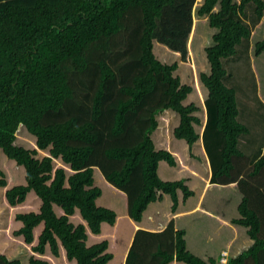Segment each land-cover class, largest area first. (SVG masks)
<instances>
[{"label":"trees","instance_id":"trees-1","mask_svg":"<svg viewBox=\"0 0 264 264\" xmlns=\"http://www.w3.org/2000/svg\"><path fill=\"white\" fill-rule=\"evenodd\" d=\"M248 3L259 20L253 33L238 19ZM195 30L196 43L206 33L210 43L194 79L185 62ZM248 38L264 94V0H0V264H114L122 242L120 264L130 223L150 204L168 196L173 213L178 192L183 201L194 195L186 179L159 176L161 163L177 162L158 149L157 129L171 111L173 137L198 159L196 83L205 91L207 151V134L222 137L210 183L237 185L230 223L251 241L226 264H264V148L250 163L237 147L248 128L223 80L222 59ZM169 53L181 62H167ZM19 128L33 147L15 143ZM185 234L173 219L160 231L138 229L123 264H219L220 251L195 255Z\"/></svg>","mask_w":264,"mask_h":264},{"label":"crops","instance_id":"crops-1","mask_svg":"<svg viewBox=\"0 0 264 264\" xmlns=\"http://www.w3.org/2000/svg\"><path fill=\"white\" fill-rule=\"evenodd\" d=\"M244 46H246V51L249 49L250 52V40ZM237 55L238 50H236V54L233 56L222 59V65L226 70V76L223 80L226 86L235 91L238 109L237 120L248 128L247 134H241L238 137L237 147L248 158L249 162L252 163L262 154L264 148V124L256 126L253 123L258 118H252L257 115H264V94L261 93L258 75L251 56L249 55L248 70V65L244 62L246 61L247 54H243L242 52V58L232 60ZM179 58V54L169 53L167 58L165 57L164 59L169 62ZM230 59L232 60L231 62L234 68L228 69L225 65V60ZM189 65L193 70L191 64H188V67ZM236 66L238 68H235ZM243 67L244 72L237 73ZM231 78V83H228ZM239 87H241V91H239ZM204 92L203 89V94ZM201 95V93H198L199 99L197 102L201 105L199 139L191 147V152L198 159H191L187 154V150L189 149L186 143L183 140H176L173 137L172 129L177 123V116L171 111H166L164 118H170L172 122L175 120V124L168 133L167 131L164 132L158 144V149H166L172 153L177 162L175 167H169L165 163H161L158 168L159 176L163 180L186 179L185 184L194 192V195L186 201H183L181 193L178 192V207L173 213L170 212V198L164 196L160 202L148 206L143 213V218L140 223H130V231L132 233L138 229L160 231L173 219L176 229L185 230L186 247L193 254L204 258L208 253L215 254L220 251L221 253L225 252L226 255L235 256L251 244L244 230L230 223L231 219L237 218L238 216L237 205L240 202L241 193L235 183L229 185L210 183L211 170L209 156L203 138V130L206 122L205 94L204 96ZM188 99L189 97L184 102L187 103ZM244 114L248 116L244 118ZM240 116L243 119L242 121L240 120ZM262 122H264V116L262 117ZM157 133H159V129H157ZM213 140V135L207 136V145L209 146L210 143H213ZM120 232L118 228L115 230L112 229V235L115 240L119 237ZM131 234L127 240L120 264H123L126 251L131 243ZM92 238L91 241L99 242L104 239V235L101 233L99 235H93Z\"/></svg>","mask_w":264,"mask_h":264},{"label":"rangeland","instance_id":"rangeland-1","mask_svg":"<svg viewBox=\"0 0 264 264\" xmlns=\"http://www.w3.org/2000/svg\"><path fill=\"white\" fill-rule=\"evenodd\" d=\"M198 2L199 1H197L195 3L194 10L197 8ZM254 7L255 6H254L253 3H248L245 6V8H244L243 15L240 16V17H238V19L244 25H246L249 28V30H250L251 33L256 28V26H257V24L259 22V20L256 19V17H255ZM204 23H205L204 25H206L207 21H204ZM258 39H260V38H258ZM258 39H255V40H258ZM203 41L204 40H202V42ZM196 42H197V36H196V30H195V35H194V38H193L192 43H191V53L189 51L188 44H187V50H188V58L187 59H188V61L185 62L186 65L191 64V66L193 68V71H194L193 77H195V78H196V76H198V74L200 72H202L203 70H206V65H204V62H203L204 53L202 51H203V47H205L208 43H210V35H209V33H206V35H205V41L203 43L201 42L200 44H198ZM248 43H249V38L248 39H245V40H242L241 44L237 47L238 55L235 56L232 60H234L236 58H242V52H243V54L246 53L247 54V57H246V61H244V62L246 63V65H248V70H249V61L248 60H250L251 52H249V49L246 51V46H244V45H247ZM174 60H176L177 63L181 62L180 61V58L179 59H174ZM232 60L231 59L230 60H227V61L225 60V65L228 67V69L234 68V65L231 62ZM204 61H205V59H204ZM187 68H188V66H187ZM189 68H190V65H189ZM235 68H238V66H236ZM180 70H181V66H180ZM238 72H244V67L242 69H240V71H237V73ZM188 73H189V69H188L187 73H186V71H184L183 74H188ZM182 77L183 76L181 74V78ZM190 78H191V76L189 74L188 77H187V79H186V81L188 83H191V79ZM231 81H232V78L230 79V82H228V83H231ZM262 82H263V78L261 77L260 80H259V83H262ZM195 85H196L195 87H196L198 93H201L202 94L201 96H204L202 86H198L197 83ZM239 91H241V87H239ZM258 110H259V108H258ZM247 116L248 115H245L244 114V118H246ZM263 116L264 115L262 114L261 116L260 115H257V116L252 117L253 119H257L258 118V120L255 121L253 124H256V126H261L262 124H264V122H262V117ZM240 120L241 121L243 120L241 118V116H240ZM247 120H250V119H247ZM162 122H163V124H162ZM158 125H159V134L161 136H163L165 131H167V133H168L170 131V129H172V127L174 125V122H172L170 118L161 117L160 120H159V122H158ZM208 131H211L212 133H214L215 130L213 128H209L206 133H208ZM215 133H217V135H218V136L216 135L217 136L216 137L215 134H213V137H214V139L216 138V140H213L212 141L213 143H210L209 144L208 151L206 149L207 153L209 152V154H210V156L208 154V156H209V166H210V170H211V163L218 160V157H219V148H220L221 143H222L221 134L218 133V132H216V131H215ZM206 136H210V135L207 134ZM15 143L17 145H21V146L26 147V148H31V147L34 146V139L32 138L31 135H29L25 131L24 128H19V131L16 133V141H15ZM55 165H57V164H55ZM104 191H105V189H104ZM105 195H106V197L110 196V192L109 191H105ZM121 205H122V203H120V201H118L117 210L119 212H120V209H121ZM2 239H5V238H3V236H2ZM121 250H122V242H120L119 244H117V246L114 247V249H113V251L116 254V261H115L114 264H118V262H119V260L121 258Z\"/></svg>","mask_w":264,"mask_h":264},{"label":"built area","instance_id":"built-area-1","mask_svg":"<svg viewBox=\"0 0 264 264\" xmlns=\"http://www.w3.org/2000/svg\"><path fill=\"white\" fill-rule=\"evenodd\" d=\"M226 263H227L226 253L223 252L221 253V256L219 258V264H226Z\"/></svg>","mask_w":264,"mask_h":264}]
</instances>
